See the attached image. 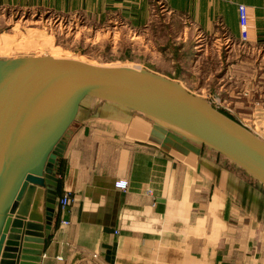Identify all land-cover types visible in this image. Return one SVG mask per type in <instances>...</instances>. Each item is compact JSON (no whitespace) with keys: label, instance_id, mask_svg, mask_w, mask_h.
I'll return each instance as SVG.
<instances>
[{"label":"crops","instance_id":"crops-1","mask_svg":"<svg viewBox=\"0 0 264 264\" xmlns=\"http://www.w3.org/2000/svg\"><path fill=\"white\" fill-rule=\"evenodd\" d=\"M162 1L182 18V36L216 40L223 24L236 44L237 5L246 6L247 42L226 58L230 112L264 113V0ZM0 8L94 22L115 14L138 30L154 16L151 0H0ZM82 106L57 163L54 220L40 264H264V195L253 182L141 118L91 101ZM24 146L27 168L38 151ZM65 193L73 201L62 209Z\"/></svg>","mask_w":264,"mask_h":264},{"label":"water","instance_id":"water-1","mask_svg":"<svg viewBox=\"0 0 264 264\" xmlns=\"http://www.w3.org/2000/svg\"><path fill=\"white\" fill-rule=\"evenodd\" d=\"M87 101L222 157L223 166L264 195V140L180 82L142 68L75 58L0 60V264L41 263L54 220L57 163L66 132ZM27 143L38 152L25 168Z\"/></svg>","mask_w":264,"mask_h":264},{"label":"rangeland","instance_id":"rangeland-1","mask_svg":"<svg viewBox=\"0 0 264 264\" xmlns=\"http://www.w3.org/2000/svg\"><path fill=\"white\" fill-rule=\"evenodd\" d=\"M151 9L154 16L149 27L138 30L115 14L94 22L85 15L0 8V60L46 55L149 70L180 82L243 127L256 128L251 132L264 140V113L246 116L230 112L234 101L230 100L226 58L231 48L235 50L241 43L229 39L223 24L216 40H197L195 32L182 36V18L168 14L162 0H151ZM238 53L242 57L243 53ZM255 56L251 55L253 60ZM208 155L217 165L223 161L212 152Z\"/></svg>","mask_w":264,"mask_h":264},{"label":"built area","instance_id":"built-area-1","mask_svg":"<svg viewBox=\"0 0 264 264\" xmlns=\"http://www.w3.org/2000/svg\"><path fill=\"white\" fill-rule=\"evenodd\" d=\"M237 19H238V37L240 43H246L248 39V20H247V9L243 4L237 5ZM229 41L226 39L225 42ZM73 201V197L67 193L61 195L58 199V205L64 209L69 203ZM63 225H68V221H63ZM57 259L61 260L60 257Z\"/></svg>","mask_w":264,"mask_h":264},{"label":"bare ground","instance_id":"bare-ground-1","mask_svg":"<svg viewBox=\"0 0 264 264\" xmlns=\"http://www.w3.org/2000/svg\"><path fill=\"white\" fill-rule=\"evenodd\" d=\"M52 57H54V58H61V57H55V56H52ZM76 59L81 60L80 58H76Z\"/></svg>","mask_w":264,"mask_h":264},{"label":"trees","instance_id":"trees-1","mask_svg":"<svg viewBox=\"0 0 264 264\" xmlns=\"http://www.w3.org/2000/svg\"><path fill=\"white\" fill-rule=\"evenodd\" d=\"M232 119V118H231Z\"/></svg>","mask_w":264,"mask_h":264}]
</instances>
